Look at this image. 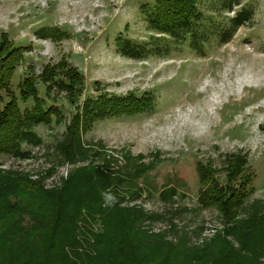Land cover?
Wrapping results in <instances>:
<instances>
[{
  "label": "rangeland",
  "instance_id": "obj_1",
  "mask_svg": "<svg viewBox=\"0 0 264 264\" xmlns=\"http://www.w3.org/2000/svg\"><path fill=\"white\" fill-rule=\"evenodd\" d=\"M240 1L220 15L232 17L244 5L252 10V19L229 41L216 38L203 54L181 47L169 56L150 53L134 60L117 52V43L126 37L150 40L142 5L155 0H0V54L10 43L19 49L8 86L16 91L20 110L27 111L34 102L23 100L17 88L31 73L37 76L33 84L45 107L60 109L49 124L30 122L26 130L39 141L25 136L19 155L0 157V172L11 178L22 175L55 191L80 167L102 170L111 161L115 169L109 171L125 174L128 155L138 158L144 169L130 188L134 195L122 187V204L141 207L151 216L143 222L146 230L174 243L185 239V245L223 234L229 224L215 207L202 208L198 201L212 187L223 197L230 194V165L238 163L250 175L246 203L264 202V0ZM47 65H59L54 74L60 82L65 66L74 67L80 73H72V80L79 85L54 84L49 70L42 74ZM74 95L78 102L71 104ZM99 96L98 117L89 118L91 128L80 135L85 153L69 160L58 151L68 139L67 125L77 107L81 111L85 100ZM111 100L115 109L106 108ZM7 103L1 101L0 110ZM243 175L237 178L242 181ZM139 186L148 191H136ZM162 191L168 192L160 195ZM31 195L35 197L33 191ZM17 196L10 200L16 202ZM26 197L33 201L29 193ZM26 197L22 200L28 201ZM245 217L244 212L235 216ZM222 238L235 241L232 235ZM260 257L264 260V251Z\"/></svg>",
  "mask_w": 264,
  "mask_h": 264
},
{
  "label": "trees",
  "instance_id": "obj_2",
  "mask_svg": "<svg viewBox=\"0 0 264 264\" xmlns=\"http://www.w3.org/2000/svg\"><path fill=\"white\" fill-rule=\"evenodd\" d=\"M239 5L240 0H155L152 5L143 4L142 14L151 34L150 40L142 43L126 37L117 43V52L134 60H143L150 53L169 56L181 47L203 54L205 45L216 38L219 43L229 41L239 26L251 21L253 12L244 5L232 17L220 15L221 11L233 10ZM3 42L4 39L0 40V48ZM5 49V54H0V108L1 101L8 103L0 110V157L19 155L20 141L25 136L39 141L33 131L26 130L30 128V122L49 124L60 110L56 106L45 107L47 103L37 97L33 84L37 76L32 73L24 77L17 88L23 100L34 102L24 111L27 115L20 110L18 95L8 86L16 71L13 60L19 49L11 43ZM58 67L47 65L42 74L49 70L52 79ZM65 68V80L60 82L55 77L54 84L72 88L79 85L72 80V73L79 71L68 65ZM75 97L69 99L71 104L78 102ZM100 101H103L102 96L85 100L81 111L76 108L72 124L67 125L68 139L58 145V151L65 152L69 160H75L79 152L85 153L80 145V135L91 128L89 118L98 117L95 108ZM113 103V100L107 102L106 108H114ZM62 119L60 116L55 123ZM73 151L78 152L71 154ZM125 161V174L109 171V168L115 169L111 167V161L102 165V170L100 167H80L55 191L44 190L22 175L11 178L0 172V264H264V260H260L264 251V202L252 200V204L246 203L249 201L250 175L240 170L238 163L227 170L232 181L227 186L229 195L223 197L212 187L198 201L202 208L217 209L223 222L229 224L226 231L201 244L185 245V239L180 238L174 243L166 240L162 233L146 230L143 222L151 216H147L141 207L122 204L125 195L120 192L124 190L122 187H129L125 193L134 195L130 188L144 169L138 158L126 155ZM241 172L245 174L242 181L237 178ZM137 188L136 191H148L140 186ZM107 189L118 197L113 207L103 206L101 193ZM32 191L35 197L31 195ZM168 191H162L160 195ZM28 193L32 202L26 197ZM11 195H18L19 199L13 202ZM23 196L28 201L22 200ZM246 208L252 211L245 213ZM243 212L246 217L237 220L235 216ZM224 234L232 235L239 245L222 238Z\"/></svg>",
  "mask_w": 264,
  "mask_h": 264
},
{
  "label": "clouds",
  "instance_id": "obj_3",
  "mask_svg": "<svg viewBox=\"0 0 264 264\" xmlns=\"http://www.w3.org/2000/svg\"><path fill=\"white\" fill-rule=\"evenodd\" d=\"M103 199V206L113 207L118 202V197L111 191L107 189L101 193Z\"/></svg>",
  "mask_w": 264,
  "mask_h": 264
}]
</instances>
